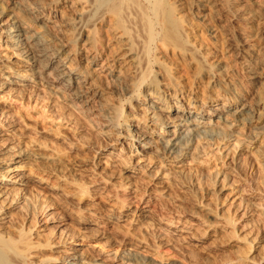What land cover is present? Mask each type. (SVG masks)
<instances>
[{
    "label": "bare ground",
    "instance_id": "obj_1",
    "mask_svg": "<svg viewBox=\"0 0 264 264\" xmlns=\"http://www.w3.org/2000/svg\"><path fill=\"white\" fill-rule=\"evenodd\" d=\"M194 1L212 16L220 7L230 13L229 17L243 24L245 32L237 37V43L248 82L253 86L254 97L249 102L234 89L228 90L234 95L232 99H223L228 94L226 88L222 86L224 89H221V84L214 83L216 94L212 99L202 98V102L185 107L181 103L183 97H179L185 95V89L172 84L170 70L162 65L163 58L156 56L151 61V50L160 43L158 47L170 53L174 62L194 66L199 81L204 78L214 81V75L207 72L214 67H219V77L226 74L228 66L220 65L218 49L222 46L218 38L226 27L214 30L206 17L202 20L200 32L207 31L216 44L209 48L183 13L190 0H0V42L4 48L0 62L6 57L15 58L14 64L22 62V71L30 72L33 83L69 99L82 111L94 107L103 122L113 129L117 128V111L102 103L99 91L103 84L111 77L116 89L122 88L127 93L140 89L139 102L143 104H136L134 109L142 119L135 118L118 133L128 141L129 160L150 155L176 161L187 155L186 150L194 147L196 151L201 141L226 143L234 139L241 142L240 138L244 137L253 142L264 136V44L260 43H264L261 23L264 0ZM77 46L79 52L75 51ZM153 64H159L156 74L160 78L153 77ZM3 66H0V90L24 98L28 88L15 89L14 86L26 88L29 81L10 64L3 63ZM88 66L91 69H86ZM7 68L13 72L6 74ZM13 115L0 109V264H49L51 255L44 254L47 249L63 254L61 264H177L163 262V256L156 252L158 247L153 248L147 243L144 236L153 233H159L156 238L162 237L158 246L181 249L184 254L188 253V248L199 247L204 237L217 241V236H227L233 250L241 251L243 241L254 245L264 263V210L260 208L264 206V200L252 196L246 200L243 196L237 197L243 203V209H239V213L235 211L234 221L244 223L238 237L231 233L233 229L228 220L216 221L219 226L213 232L199 221L179 218L174 225V219L162 215V205L170 204L173 198L171 186L158 183L154 188H148L143 174L128 170L123 166L126 163L121 161L110 162L108 155L100 156L95 165L79 162L70 170L73 164L69 166L61 159V147L58 146L61 140L42 141L40 133L38 136L27 131L19 122L21 120ZM151 123L161 127L167 137L162 141L153 140L152 129L148 126ZM138 167L144 168L141 164ZM160 201L162 205L157 206ZM55 203L62 206H58L60 211L56 215L52 212ZM67 216L77 221L80 231L87 234L92 230L95 236L105 235V229L111 224L125 222L128 230L123 224L116 228L118 234L125 233L122 241L129 242L124 244L122 253L115 255L111 251L100 253L79 247L77 241L83 234L79 231L66 238L60 236L58 240L43 238L41 232L45 231L44 224L49 221L56 220L64 228L72 226ZM131 229L138 232L141 239L126 235ZM134 232L131 233L134 235ZM249 252L240 253L241 264L248 261ZM182 256L188 264L195 263L196 257Z\"/></svg>",
    "mask_w": 264,
    "mask_h": 264
},
{
    "label": "rangeland",
    "instance_id": "obj_2",
    "mask_svg": "<svg viewBox=\"0 0 264 264\" xmlns=\"http://www.w3.org/2000/svg\"><path fill=\"white\" fill-rule=\"evenodd\" d=\"M211 1L213 2L214 0ZM188 3L189 4H187V6L184 8L183 13L186 15V18L190 22V24L192 22L191 25L194 26L195 30H197V33L199 32V35L201 34L200 36L202 37L200 39L203 40L206 44H208L209 48L214 47L212 45H216V44L213 43L214 39H211L207 31H205L204 33L200 32L202 29L200 26L202 20L207 19L210 26L212 25L211 27H213L214 30H223V27H226L225 32H222L221 33L222 35L220 34L218 38L220 42H222L221 47L218 44L219 46L218 49L220 51L219 52V57L221 59L220 65L223 66L224 64V66H228V70H226V74L227 75L229 74L228 76L231 77L228 78L226 74L222 75L223 78L219 77L217 74L219 67H214L213 70L211 69L208 70L207 72L214 75L215 82L213 81V79H207V78H204L202 79V81H199V79L195 77L196 70L194 69V66L188 67V65L185 66L180 61L174 62L170 53L167 54L165 51L163 52L161 50L162 49L161 47L160 48L158 47L160 46V43H156L158 46L153 47L154 51L151 50V56H150L151 61H153L156 56H158V58H163L161 59L163 61L162 65L163 67H166L167 69L170 70L169 76L171 77V79H173L172 84L173 85L177 84L185 89V95L179 96L180 98L183 97L181 103L185 107L188 106L192 107L191 104H193L194 102L195 104L196 102H202L203 101L202 98H206L204 100H207L208 98L212 99V96L216 94L214 92L215 91L214 83L221 84L220 85L221 89L226 88L224 90H226L227 91L226 93L228 94H225L223 96V99H229V100L232 99L234 95L230 93V91L228 92V90L234 89L237 90L235 92L237 94L239 93L242 99L247 100L249 102L254 97V95L252 94L253 86H251L248 82L246 71L244 68L245 67L244 61L242 60L239 53L240 45L237 43L238 42L237 37L240 36L241 33L245 32V30L243 29L244 28L243 24L238 20H236L235 18H231V16L229 17L230 13H227L226 10L225 12L224 9H221L220 7H218L219 9L218 8L216 9L218 10L217 14H214L212 16L208 11L199 8L200 3L198 1L190 0V2ZM204 13L205 14L207 13L206 16ZM224 16L228 19H226ZM261 23L262 26L264 27V19ZM224 34L225 36H223ZM230 34L232 37L230 36ZM260 43L261 45L264 44L262 41ZM3 50L4 48L1 46V42H0V54H2ZM75 51L79 52L80 47L77 46ZM2 61L4 62H0V66H3V63L5 65L10 64L11 66H13V68L18 72L20 76H23L24 79H26L29 82H26L28 83V86L26 88H24L23 86H14L15 89L28 88L27 89L28 94L25 93L24 96V98L26 97L25 99L23 98V96H20L17 93L9 94L7 90H3V91L0 90V109L12 113V115L14 114L13 116H15L16 119L21 120L22 122L21 121L19 122L26 126L27 131L31 130L32 134L34 135L37 134L38 136L41 134L39 137H42L41 138L42 141H48L50 143L53 141L57 142V140H61L58 142L59 144L57 143L58 146L61 147V148L59 147L62 152L61 159H63L64 162L69 166L70 163L73 164V166L71 165V167L69 168L70 170L71 168L73 169L74 165L80 163L95 165L96 163L99 162L100 156L104 157V155H108L110 162L112 160L121 161L123 162V164L124 163L127 164V165L124 164L123 166L128 170L135 171L136 173H139V175L143 174L142 177L146 180L147 182L146 186H148V188H154V186L157 185L158 183L160 185L164 184L171 186L173 190L172 193L173 198L171 199L170 202L171 205L168 203L167 205H164L165 203L162 205L160 201L158 202L157 206H160V204L162 205V215L163 216L165 215L164 217H167L166 219L169 220L174 219L173 220L174 225L177 224L178 220L176 219L179 218H181L182 220L185 219L184 221H188V222L199 221L204 228H207L213 232L216 231V229L219 226V223L216 221L220 222L221 220L222 221L228 220V222H230L231 230L233 229L231 233H233L234 237L235 236L238 237L240 235L241 233L239 232L240 228L244 226L243 222L234 221L236 219V212L238 211L237 213H239L243 209V207L241 208V206H243V203L239 201L237 197L239 198L240 196H243V198L246 200L249 198V196H252L257 199L264 200V136H261L262 138L259 137L253 142H249L246 139L244 140V137L240 138L241 142H237L234 139L226 143L201 141L200 146L196 151H194L193 150L194 147L191 146L192 149L189 150L192 152L186 150L187 155L182 156L181 158H177L178 160L176 159V161L170 158L163 159V157L161 158L162 159L161 160L159 156H156L155 158L154 156L150 157V155L142 156V158L134 157L132 160H129V156L127 155V153L129 152L128 141H126V139H124L118 133L120 131V128L127 126L132 121H135V118L142 119V117L139 116L140 113L138 112V110L134 109V106L136 104L139 103L143 104V102H139L141 99L140 89L133 90L128 93L125 92L122 88L116 89L115 84L112 83L111 77H108V82L103 84V89L99 91L100 95L103 97L102 103L104 105H108L109 107H114L117 111V117H116L118 118L116 120L117 128L113 129L111 127H108V124L103 122V119L96 113L97 109H95L93 106H92L93 109L89 108L90 110L88 109L87 111L86 110L82 111L83 109L81 107L72 104L69 99H63L61 96L50 93L42 85L40 86L36 83H33V80L29 76L30 72L27 73L22 71L23 70L21 67L22 62L19 63L17 62L18 64H14L16 59L15 58L13 59V57L3 58ZM153 65H154L152 69L153 77L157 76L158 78H160L156 74L157 66L160 67L159 64L158 65L153 64ZM88 67L86 69H91V66ZM191 70L193 72H191ZM81 71L84 70L81 69ZM5 72L6 74H11L13 70L7 68ZM188 72L191 73L190 76ZM189 83L191 84V86H189L190 85ZM185 87L190 90H187ZM198 87L200 89H203L205 93L200 89L195 90ZM198 94L201 97H198ZM203 95L205 96L203 97ZM231 95L233 96L231 97ZM189 99L191 100L188 102ZM148 126L152 129L151 133L153 135V140L156 139L157 141H162L164 138L167 137L166 133L162 131L161 127H158L152 123L148 124ZM243 133L245 135L246 130L243 131ZM202 143L205 144L202 145ZM190 153H194L196 155L191 156ZM192 157L193 160H191ZM140 159H142L144 162ZM139 163L144 167L142 168V170L138 167V165H140ZM114 170L115 172L118 171L117 169ZM239 204H240V208L238 207ZM58 206L62 207L60 206L59 203H55L53 206L54 208L52 209V212L53 213L56 212L55 215L58 213V211H60V208ZM260 208L261 210H264V206L263 207L261 206ZM70 217L67 216V218H69L68 222L70 221L69 222L70 225L72 224L73 225L68 227L66 226V228L61 227L59 222L57 223L56 220H52L44 224L45 231L41 232V234L45 236L43 238L46 239L49 238L51 239V241L54 238L58 240L60 236L61 238L64 237L66 238L67 236L69 237V235L72 236V234H74L75 231H76L75 233L79 231L83 233V234L80 233L83 239L80 238L77 241V243L79 244V247L83 249L85 248L91 249L94 252L100 251V253L102 252L107 253L111 251V254H115V255H118L125 250L124 247L126 245L125 243L129 241H125V242L122 241L124 240L123 236H125V233L124 232L120 233L121 235L118 234L116 228L118 227L119 224L121 226L123 224L124 226L125 222H119L116 225L111 224L110 227H107L105 229L106 230L105 235L95 236V233L92 230L90 231V233L88 232L87 234L84 231H80L79 227L76 226L75 223L77 221H72L73 219L72 217L71 218ZM208 217H210V219ZM73 222L75 223V226ZM231 222H233V226L231 225L232 224ZM124 227L125 229L127 228V230L129 229L128 226L126 225ZM244 229H247V227H245ZM37 231H40V229L38 228ZM59 232H61L60 233L61 235L59 234ZM131 232L134 231L132 230ZM131 232L126 235L130 236V238L134 237L136 239H141L142 236L138 232H134L135 233L134 235ZM122 234L124 235L122 236ZM155 235L156 234L153 233V235L149 234V235H145L144 237L147 243L150 244L152 247L153 246L158 247L159 250L156 249V252L160 253L163 256V262L166 263L177 262V264H188L187 260H185V258H183L182 255H185L184 257H188L189 255L190 256L192 255L193 257H196L194 258V262H195L194 264H198V263L200 264L240 263L241 264L242 262L239 260V258L241 259L240 253L250 251L248 254L249 255L247 259L248 261H245L243 264H264L261 261L260 255H258V253L256 252L254 245L247 242H245L244 244L243 241L240 245L241 246L240 248L242 249L241 251L236 249L233 250L230 248V241L228 242V240L230 239L227 236H222L218 234L219 236H217L218 237L217 241L204 237V239L200 240L199 247L192 249L188 248L189 254L186 253L188 255L187 256L186 254L183 253L184 250L181 249L173 250L171 246H165V245L158 246L157 243L159 242V240H161L160 238L162 237L156 238L159 236V233H157L158 236ZM244 247L246 248L247 251L244 249ZM178 251H182L180 252L181 255L179 254ZM44 254L49 256L51 255L49 259H51L52 261L49 264H61V259L63 258L62 253L53 252V250L47 249V251H45ZM231 255L235 258H233ZM154 258L156 259V257ZM255 258L258 260L256 261ZM199 259L201 262H199ZM156 260L159 259L157 258Z\"/></svg>",
    "mask_w": 264,
    "mask_h": 264
}]
</instances>
